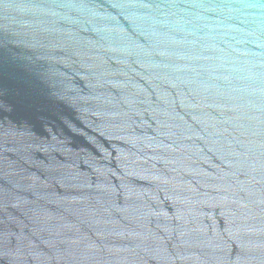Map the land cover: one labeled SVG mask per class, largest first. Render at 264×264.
Segmentation results:
<instances>
[{
  "label": "water",
  "instance_id": "obj_1",
  "mask_svg": "<svg viewBox=\"0 0 264 264\" xmlns=\"http://www.w3.org/2000/svg\"><path fill=\"white\" fill-rule=\"evenodd\" d=\"M0 264H264V0H0Z\"/></svg>",
  "mask_w": 264,
  "mask_h": 264
}]
</instances>
